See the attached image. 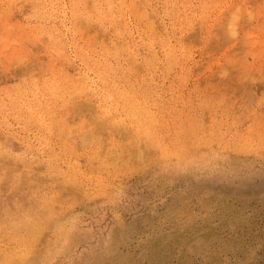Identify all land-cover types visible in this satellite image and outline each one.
<instances>
[{
  "label": "rangeland",
  "instance_id": "obj_1",
  "mask_svg": "<svg viewBox=\"0 0 264 264\" xmlns=\"http://www.w3.org/2000/svg\"><path fill=\"white\" fill-rule=\"evenodd\" d=\"M134 2L0 0V264H264V0Z\"/></svg>",
  "mask_w": 264,
  "mask_h": 264
},
{
  "label": "bare ground",
  "instance_id": "obj_2",
  "mask_svg": "<svg viewBox=\"0 0 264 264\" xmlns=\"http://www.w3.org/2000/svg\"><path fill=\"white\" fill-rule=\"evenodd\" d=\"M122 1V0H121ZM135 0H133V3L134 4H136V2H134ZM144 11L146 12V10L144 9ZM231 24V23H230ZM231 26V25H230ZM230 37V36H229ZM229 39V38H228ZM15 42V41H14ZM8 46V45H7ZM17 56V55H16ZM19 56V55H18ZM15 57V56H14ZM19 58V57H18ZM18 61L20 60V58L19 59H17ZM256 71V70H255Z\"/></svg>",
  "mask_w": 264,
  "mask_h": 264
}]
</instances>
